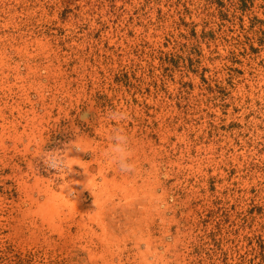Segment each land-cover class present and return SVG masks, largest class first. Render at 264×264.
Returning a JSON list of instances; mask_svg holds the SVG:
<instances>
[{"label":"rangeland","instance_id":"obj_1","mask_svg":"<svg viewBox=\"0 0 264 264\" xmlns=\"http://www.w3.org/2000/svg\"><path fill=\"white\" fill-rule=\"evenodd\" d=\"M142 244L264 264V0H0V264H153Z\"/></svg>","mask_w":264,"mask_h":264},{"label":"clouds","instance_id":"obj_2","mask_svg":"<svg viewBox=\"0 0 264 264\" xmlns=\"http://www.w3.org/2000/svg\"><path fill=\"white\" fill-rule=\"evenodd\" d=\"M127 114L123 111H111L108 114L109 119L123 120ZM111 143L105 151V160L118 169L123 174H133L136 171V161L133 158V148L127 133L120 128H113L110 132ZM78 151L76 144H69L58 150L54 149L43 154L44 164L54 170L67 172L69 168L68 160L70 153ZM142 250L146 252V258L156 264L157 257L151 254L148 244H142Z\"/></svg>","mask_w":264,"mask_h":264}]
</instances>
